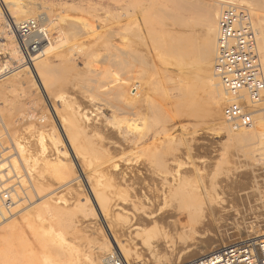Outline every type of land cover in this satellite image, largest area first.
Here are the masks:
<instances>
[{
	"label": "rangeland",
	"instance_id": "rangeland-1",
	"mask_svg": "<svg viewBox=\"0 0 264 264\" xmlns=\"http://www.w3.org/2000/svg\"><path fill=\"white\" fill-rule=\"evenodd\" d=\"M4 1L0 29L11 26L8 14H20L19 22L46 15L53 52L39 70L15 30L13 44L0 30V191H10L14 201L0 219V264H104L114 237L130 248L129 258L121 251L129 264H151L191 248L185 263L227 244L264 239V207L257 201L264 149L257 138L236 139L240 131L223 121V90L222 99H210L199 82L204 73L213 76L217 19L211 28L208 21L226 0ZM231 1L249 10L264 36V0ZM204 40L207 53L200 49ZM12 45L19 63L8 55ZM259 54L264 69L260 44ZM136 86L140 91L130 95ZM254 110L256 123L264 104ZM122 174L130 186L120 183ZM86 181L109 212L120 204L111 217H101ZM196 187L215 196L207 192L211 200L202 205L176 199ZM139 197L159 213L147 220L154 225L133 231L130 203Z\"/></svg>",
	"mask_w": 264,
	"mask_h": 264
},
{
	"label": "built area",
	"instance_id": "built-area-1",
	"mask_svg": "<svg viewBox=\"0 0 264 264\" xmlns=\"http://www.w3.org/2000/svg\"><path fill=\"white\" fill-rule=\"evenodd\" d=\"M46 30L39 16L23 20L16 26V39L26 55L39 51L46 39ZM212 72L227 100L223 121L229 130L253 129L254 107L264 104V75L258 35L249 10L229 5L219 13ZM13 205L12 193L0 191V219L5 218ZM104 263L129 264L114 251L106 256ZM182 264H264V239L249 238L224 245Z\"/></svg>",
	"mask_w": 264,
	"mask_h": 264
},
{
	"label": "bare ground",
	"instance_id": "bare-ground-1",
	"mask_svg": "<svg viewBox=\"0 0 264 264\" xmlns=\"http://www.w3.org/2000/svg\"><path fill=\"white\" fill-rule=\"evenodd\" d=\"M200 1V0H199ZM0 2L3 4L5 1L4 0H0ZM258 3V2H257ZM211 5V4H210ZM223 5H224V7L225 6H229V5H235V3L233 2V1H231V0H226V1H224L223 2ZM221 8H223V6H221ZM6 11H8V10H6ZM1 12V11H0ZM20 12V11H19ZM252 12V11H251ZM26 13V12H25ZM217 9L215 10V12H213V14H212V16L210 17V19H209V21H208V25L210 26V28L211 27H213V23L215 24V22H213V21H216L215 19H218V16H219V14H218V16H217ZM257 15V13L255 14V16ZM4 16V15H3ZM18 16H20V14L18 15ZM18 16H13V15H10V14H8V19L11 21L10 23H11V29H8V28H10L9 26L7 27L6 25H4V28H3V25H2V30L4 31V29L6 30L5 31V34H6V36H7V41L8 42H10V44H13V42H14V38L12 37L13 35V31H11V30H15V28H16V26L20 23L19 21H20V19H21V17L19 18ZM23 16H25V15H22V17ZM26 16H28V15H26ZM0 17H1V14H0ZM24 19V18H23ZM28 19V18H27ZM6 20V19H5ZM26 20V19H25ZM39 20H40V22L41 23H48V18L46 17V15H40L39 16ZM7 22V21H6ZM5 22V23H6ZM206 22V21H205ZM261 23V22H260ZM260 23H259V25H260ZM207 25V24H206ZM264 26V25H263ZM0 29V30H1ZM1 30V31H2ZM208 30V29H207ZM212 30V29H211ZM210 30V31H211ZM263 30V29H262ZM0 31V32H1ZM257 31V30H256ZM264 31V30H263ZM2 33V32H1ZM4 33V32H3ZM3 33H2V35H3ZM46 33H47V30H46ZM210 33V32H209ZM261 35H259L258 34V31H257V35H258V41H259V44H260V46H261V50H262V52H263V61H264V36H263V33L260 31L259 32ZM15 34V33H14ZM212 34V33H211ZM214 35V34H213ZM45 36H46V39L43 41V44H42V46H41V48L39 49V51L38 52H36V53H32L33 54V57L31 58H29L28 57V60L30 61V62H32V65L31 66H34V67H38L39 68V70H42L43 68L45 69V66L42 68L41 66H43L45 63H44V61L48 58L49 59V54L51 53V52H53V45H52V43H51V39L48 37V35L47 34H45ZM210 36H212V35H210ZM260 36V37H259ZM207 37H209V36H207ZM207 37H205V39L207 38ZM214 37H215V35H214ZM5 38V37H4ZM212 38H213V36H212ZM204 39V38H203ZM210 39V38H209ZM214 39V38H213ZM210 40H212V39H210ZM209 40V41H210ZM215 40V39H214ZM53 42V41H52ZM211 42V41H210ZM202 43V42H201ZM204 44V45H203ZM203 44H202V46L200 47V49H202V47L204 48L203 50L207 53V51L208 50H210L207 46H206V40H204V42H203ZM207 44H209V43H207ZM213 44V43H212ZM209 45H211V44H209ZM170 46V45H169ZM172 46H173V44H172ZM205 46V47H204ZM174 47V46H173ZM211 48H213V47H211ZM176 50V49H175ZM177 50H180L179 48L177 49ZM173 51V49H171L170 50V52H172ZM201 51V50H200ZM10 52V53H9ZM9 52H8V55L10 54L12 57H15V58H17L16 60H17V62L19 63V62H21V60H22V58H20V55H19V52H18V50L16 49V47H15V45H12L11 46V48H10V50H9ZM212 53V52H211ZM211 53H209V55L211 54ZM31 53H29L28 55L29 56H31L30 55ZM181 54V53H180ZM204 54V53H203ZM27 55V56H28ZM201 55V54H200ZM207 55V54H206ZM184 57V56H183ZM205 58L207 57V56H204ZM203 57V58H204ZM202 58V59H203ZM209 58H210V56H209ZM207 59V58H206ZM204 60V59H203ZM205 62H207V61H205ZM212 62H213V59H212ZM42 63H44L43 65H41ZM202 63H204V62H202ZM211 63V62H210ZM23 64V63H22ZM39 65H40V67H39ZM47 66V65H46ZM203 66V65H202ZM19 67H21V65H18L16 68H19ZM48 67V66H47ZM206 67V66H205ZM33 68V67H32ZM42 68V69H41ZM50 68H52V67H50ZM50 68H48V69H50ZM207 68V67H206ZM44 69H43V71H44ZM47 69V68H46ZM34 70V69H33ZM56 70H57V68H56ZM262 70H263V73H264V69H263V66H262ZM20 71H23V69L22 70H20ZM205 71V70H204ZM48 72V71H47ZM212 73V72H211ZM214 80H217L215 77H214V75L212 76L211 74H209V73H204L201 77H200V79H199V82L203 85V87L208 91L209 90V95H208V97H210V99L216 94V96L218 95V97L220 98V99H222V97H223V94L221 93V91H222V88H221V85H220V83H219V81H218V83H215L214 82ZM38 81V80H37ZM39 82V81H38ZM122 83L124 82V81H121ZM120 82V83H121ZM119 83V84H120ZM12 84V83H11ZM125 84V83H124ZM118 85V84H117ZM117 85H116V87H117ZM124 88V87H123ZM123 88H121V89H123ZM137 88L139 89V86H136L135 88H132V90L130 91V95H136L135 93H136V90H137ZM115 90V89H114ZM132 91H134L135 93L133 94L132 93ZM138 91V90H137ZM139 91H140V89H139ZM112 92V91H111ZM223 92V91H222ZM121 94H123L122 92H121ZM140 96V95H139ZM120 96H118V98H119ZM121 97H123V96H121ZM215 97V96H214ZM124 98V97H123ZM126 98V97H125ZM127 98H129V101H130V103L131 104H133L132 102L135 100L134 98H132V96H129L128 95V97ZM127 98H126V100H127ZM139 98V97H138ZM139 100H141V99H139ZM215 100V99H214ZM224 101V100H223ZM226 97H225V102L224 103H226ZM124 103V102H123ZM135 106V105H134ZM211 106H212V104H211ZM129 107V106H128ZM214 107V106H213ZM131 109H132V107H130ZM261 108H262V106H261ZM215 109V108H214ZM215 111V110H214ZM264 115V114H262V113H259V114H257V119L259 118V120L257 121L256 120V123H255V127H256V129L255 130H253V131H247V130H245V131H240L238 134H236L235 136H236V139L237 140H239V142H250V141H253L255 138H257L258 140V142H259V144L262 146V149L261 150H263L264 149V116L263 117H261V115ZM71 117V119H73L72 117H74V115H71L70 116ZM83 117V119H85L84 121H88V118L87 117H85V116H82ZM79 118V117H78ZM44 120V119H43ZM46 125L45 126H48L50 123H49V121L47 120V118H46ZM78 120H77V117H75V119L74 120H72V127L74 126V124H76L77 125V122ZM80 121V120H79ZM82 121V120H81ZM59 122V121H58ZM68 122H71V121H68ZM60 123V122H59ZM82 123V122H81ZM86 124V123H85ZM61 125H63V124H61ZM70 125V126H71ZM84 125V124H83ZM44 126V127H45ZM64 126V125H63ZM63 126H61V127H63ZM79 126V125H78ZM55 127V126H54ZM74 127H76V126H74ZM79 127H81V126H79ZM83 127V126H82ZM65 127H63V129H64ZM70 128V127H69ZM66 129V128H65ZM81 129V128H80ZM54 130V129H53ZM67 130V129H66ZM65 130V131H66ZM69 130V129H68ZM63 131V130H62ZM70 131V130H69ZM74 131H75V129H74ZM77 131V130H76ZM86 132H87V130H86ZM53 133V132H52ZM76 133V132H75ZM82 133V132H81ZM89 133V132H88ZM54 134H56V133H54ZM74 134V133H73ZM82 134H84V133H82ZM86 134V133H85ZM87 139H89V137H87V136H85ZM84 137V138H85ZM40 140H43V134H41V136H40ZM58 141V140H57ZM69 141V140H68ZM59 142V141H58ZM88 142H90V140H88ZM238 142V141H237ZM71 144V143H70ZM57 150V149H56ZM75 151V150H74ZM264 156V155H263ZM86 159V158H85ZM86 161V160H85ZM85 163V162H84ZM25 164V163H24ZM107 164V163H106ZM110 164V163H109ZM109 166V165H108ZM87 167V166H86ZM106 167V166H105ZM114 168V167H113ZM92 171V170H91ZM95 171V170H94ZM98 171H99V169H98ZM111 171H113V170H111ZM90 174V172L88 173V175ZM98 175H99V173H98ZM86 176H87V174H86ZM90 176V175H89ZM93 176V175H92ZM95 178H97V177H95ZM99 178V177H98ZM117 178V177H116ZM128 178V177H127ZM126 178V174L125 175H123L122 174V176L120 177V179H121V181H120V183L122 182L126 187H127V185H129L128 183H129V180ZM139 178H141V177H139ZM86 179H89L88 177L86 178ZM119 179V178H118ZM89 181V180H88ZM88 181H86L87 183H88V186L87 187H90L89 188V190H90V192H91V194H92V197H93V199H94V201H95V203H96V205H97V207H98V209H99V212H100V215H101V217L105 220V219H107V217H111L112 216V213H113V210L115 209V210H117V207L118 206H120V204L118 205L117 204V202H115L116 204L113 206L114 207V209H113V207L111 208L112 209V212H109V210L110 209H108L109 208V206L107 205V201L105 200V198L104 197H102L101 196V194H100V192H97L96 191V189H94L91 185H89V183L90 182H88ZM132 182H134V181H132ZM132 182H131V185H132ZM136 182V181H135ZM134 182V183H135ZM138 183H140L139 181H137ZM146 182V181H145ZM167 182V181H166ZM260 182H263V181H260ZM259 182V183H260ZM121 183V184H122ZM258 183V182H257ZM258 183V184H259ZM117 184H119V183H117ZM143 184V183H142ZM147 184V183H146ZM146 184H144V185H146ZM168 185H171V184H168ZM261 184H259L258 186H260ZM130 186V185H129ZM164 186V185H163ZM262 186V185H261ZM131 187H133V186H131ZM149 187V186H148ZM169 187V186H168ZM95 188H98V187H95ZM255 188H256V186H255ZM262 188V187H261ZM261 188H259V189H261ZM37 189V188H36ZM101 189V188H100ZM153 189V188H152ZM187 189V188H186ZM186 189H184V190H186ZM190 188H188L187 190H188V192H186L183 196L181 195V194H179L178 193V195L177 194H175L174 196H176L177 195V197L180 195L181 197H183V199L185 200V202L186 203H194L195 205H199V202H200V205H202V203L201 202H203V201H209V200H211L209 197H207V192H211L210 191V189H209V191L208 190H202V188H198L197 189V187H196V189H191V191L189 190ZM33 190H34V188H33ZM144 190V189H143ZM149 190V189H148ZM115 191V190H114ZM151 191V190H150ZM257 196H258V202H259V206L261 207H264V187H263V189H262V191H260V190H258L257 189ZM182 193H184V192H182ZM211 194H212V192H211ZM210 195V194H209ZM208 195V196H209ZM213 195V194H212ZM211 195V196H212ZM180 196H179V198H176L178 201H180L179 199H180ZM215 195H213V197H214ZM145 197V196H144ZM212 197V198H213ZM217 197V196H216ZM146 198V197H145ZM144 198V199H145ZM124 199H126L125 197H124ZM173 199V198H172ZM218 199H221V197L220 198H217V200ZM48 200V199H47ZM141 199H140V197L139 198H137V200L135 201H131V203L130 204H132V211H133V214L135 215V217H136V220H137V225H136V227L133 229V231L135 230V229H137V228H140V226H146V225H148V224H153L154 225V223L155 222H148L147 220H150V219H152L153 218V211L155 210V212H156V209H153V211H152V209H150V208H148L147 206H145V205H143V204H146V203H143V199L140 201ZM171 200V199H170ZM176 200V201H177ZM184 200H181L182 202L184 201ZM214 200V199H213ZM221 200H223V197H222V199ZM221 200H219L220 202H221ZM117 201V200H116ZM175 200H172V202H174ZM175 201V202H176ZM180 201V202H181ZM215 201V204H220L219 202L217 203L216 202V200H214ZM14 202V201H13ZM49 202V201H48ZM146 202V201H145ZM185 202H184V204H185ZM222 202H224L225 203V200H223ZM258 202H257V204H258ZM148 203H150V202H148ZM178 203V202H177ZM51 204V203H50ZM152 204V203H151ZM151 204H149V205H151ZM157 204V203H156ZM174 205H175V203H173ZM210 204H212V203H210ZM57 205V204H56ZM55 205V206H56ZM123 205V204H122ZM147 205V204H146ZM155 205V204H154ZM205 205V204H204ZM152 206V205H151ZM164 206H166V205H164ZM176 206V205H175ZM187 206V205H186ZM186 206H184V208H182V209H185V207ZM211 206V205H210ZM57 207H59V206H57ZM56 207V208H57ZM116 207V208H115ZM122 207H125V206H122ZM122 207L120 208L121 209V211H123L122 210ZM177 207H179V206H177ZM177 207L175 208L176 210H177ZM181 207V206H180ZM197 207V206H196ZM205 207V206H204ZM208 207V206H207ZM213 207H214V205H213ZM223 207V205L221 206V208ZM259 207V208H260ZM262 207L260 208V209H262ZM17 208V207H16ZM128 208V207H127ZM154 208H156V206L154 207ZM159 208V207H158ZM157 208V209H158ZM164 208H166V207H164ZM172 208H173V206H172ZM188 208V207H187ZM186 208V209H187ZM203 208V207H202ZM218 208V207H217ZM174 209V208H173ZM205 209H206V207H205ZM220 209V208H219ZM257 209V211L259 210L258 209V207L256 208ZM208 210V212H211V213H213V212H215L216 210L214 209V208H212V207H210L209 209L207 208L206 209V211ZM221 211L222 210H225L224 208H222V209H220ZM219 210V211H220ZM262 210H264V209H262ZM261 210V212H264V211H262ZM38 211V210H37ZM119 211V210H118ZM126 211V210H125ZM131 211V212H132ZM158 211V210H157ZM166 211V210H165ZM177 211H179V210H177ZM202 211H204V210H202ZM217 211H218V209H217ZM33 212H34V210H33ZM115 212V211H114ZM126 212H128V211H126ZM179 212H182V210L181 211H179ZM207 212V213H208ZM115 213H117V212H115ZM157 213V212H156ZM159 213V212H158ZM158 213L156 214V215H158ZM168 213V212H167ZM222 213V212H221ZM25 214V213H24ZM118 214H119V212H118ZM175 214H176V212H175ZM180 214V213H179ZM188 214V213H187ZM214 214V213H213ZM108 215H111V216H108ZM155 215V216H156ZM183 215H185V214H183ZM208 215V214H207ZM209 215H211V214H209ZM7 216V215H6ZM17 216V215H16ZM177 216H178V214H177ZM182 216V213H181V215H179V217H181ZM55 217V216H54ZM157 217H159V216H157ZM187 217V216H186ZM197 217H198V215H197ZM201 217V216H200ZM164 218H166V217H164ZM20 219V218H19ZM173 219V218H172ZM178 219V218H177ZM7 220V219H6ZM164 220H166V219H164ZM174 220V219H173ZM173 220H170V221H173ZM213 220V219H212ZM213 222V221H212ZM214 223V222H213ZM156 224H157V222H156ZM170 224V223H169ZM172 224L174 225V222H172ZM171 225V224H170ZM173 225H171V227L173 226ZM178 225V224H177ZM176 225V226H177ZM201 225V224H200ZM216 225V224H215ZM152 226V225H151ZM159 226H161L160 224H159ZM175 226V227H176ZM261 226V225H260ZM166 226H163V228H165ZM170 227V228H171ZM49 228V227H48ZM47 228V229H48ZM146 228V227H145ZM167 228L169 229V227L167 226ZM173 228V227H172ZM107 229H108V231L111 233V229H109V227H107ZM140 229H142V228H140ZM147 229V228H146ZM144 230V229H143ZM156 230V229H155ZM159 230V229H158ZM157 230V231H158ZM165 230V229H164ZM172 230V229H171ZM174 230V229H173ZM246 230V229H245ZM148 231H150V229L148 230ZM188 231V230H187ZM253 231H254V229H253ZM136 232H141V231H136ZM145 232H147V231H145ZM252 232V231H251ZM255 232V231H254ZM143 233H144V231H143ZM263 234V233H262ZM262 234H260V235H262ZM263 237V236H262ZM115 238V237H114ZM113 238V241H114V244H115V246H116V250H115V246H113V244H112V249H114L113 251L114 252H116L117 254H119V255H121L122 257H123V259L127 262V260L128 259H126V257H124L123 255L124 254H121V251L123 250H125V253H126V256L129 258L130 257V251H129V249H127V247L126 246H124V245H122V244H119V243H117V241H115V239ZM234 240H235V238H234ZM53 241V240H52ZM145 241V240H144ZM56 242V241H55ZM214 243V242H213ZM212 242H211V244H213ZM57 244V243H56ZM58 244H60V243H58ZM57 244V245H58ZM108 245V244H107ZM228 245V244H227ZM60 247V246H59ZM111 249V248H110ZM133 249H134V247H133ZM150 249H152V247H150ZM191 248H189V250H190ZM189 250L188 251H183V252H180V253H178L177 254V256L176 257H172V256H170V255H168V256H163V255H161V257H154V260H153V263L151 262V264H182L181 263V260L183 259V257H186L187 255L189 256V254H190V252H189ZM112 251V252H113ZM156 251H158V250H156ZM162 251H164V250H162ZM151 252H155L154 250H152ZM98 253V252H97ZM134 253V252H133ZM136 253H138V252H136ZM169 253V252H168ZM99 254H101V253H99ZM151 254V253H150ZM201 254V253H200ZM153 256H156V255H153ZM187 256V257H188ZM203 256V255H202ZM152 259V258H151ZM104 262V261H103ZM96 264H100V262H97ZM105 264V263H104Z\"/></svg>",
	"mask_w": 264,
	"mask_h": 264
}]
</instances>
